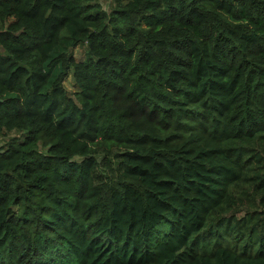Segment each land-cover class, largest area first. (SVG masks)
Instances as JSON below:
<instances>
[{"label": "trees", "instance_id": "obj_1", "mask_svg": "<svg viewBox=\"0 0 264 264\" xmlns=\"http://www.w3.org/2000/svg\"><path fill=\"white\" fill-rule=\"evenodd\" d=\"M0 137V264H264V0H0Z\"/></svg>", "mask_w": 264, "mask_h": 264}, {"label": "rangeland", "instance_id": "obj_2", "mask_svg": "<svg viewBox=\"0 0 264 264\" xmlns=\"http://www.w3.org/2000/svg\"><path fill=\"white\" fill-rule=\"evenodd\" d=\"M99 1L101 3L102 7L107 8L109 6L111 0H99ZM72 52H73L74 58L76 60H79L82 57V55H83V48L75 47V48H73V51ZM63 84L65 85V87L67 89L70 90V92L73 89L74 90L76 89V87H74V85H73L72 78L70 77V75L67 76L64 79ZM6 139H7L6 137H0V146L5 143Z\"/></svg>", "mask_w": 264, "mask_h": 264}]
</instances>
